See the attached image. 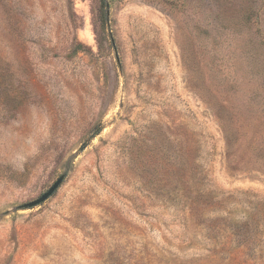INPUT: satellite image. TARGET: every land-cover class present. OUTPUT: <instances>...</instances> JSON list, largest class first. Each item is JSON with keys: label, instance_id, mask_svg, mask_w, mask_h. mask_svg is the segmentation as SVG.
<instances>
[{"label": "rangeland", "instance_id": "rangeland-1", "mask_svg": "<svg viewBox=\"0 0 264 264\" xmlns=\"http://www.w3.org/2000/svg\"><path fill=\"white\" fill-rule=\"evenodd\" d=\"M0 264H264V0H0Z\"/></svg>", "mask_w": 264, "mask_h": 264}, {"label": "water", "instance_id": "water-1", "mask_svg": "<svg viewBox=\"0 0 264 264\" xmlns=\"http://www.w3.org/2000/svg\"><path fill=\"white\" fill-rule=\"evenodd\" d=\"M65 178V175L59 176V178L53 183V185L42 195H40L37 199L28 202L27 204H23L19 206V210H24V209H31L36 206H39L43 204L45 201H47L50 197L54 195V193L57 191V189L60 187L62 184L63 180Z\"/></svg>", "mask_w": 264, "mask_h": 264}, {"label": "trees", "instance_id": "trees-1", "mask_svg": "<svg viewBox=\"0 0 264 264\" xmlns=\"http://www.w3.org/2000/svg\"><path fill=\"white\" fill-rule=\"evenodd\" d=\"M104 0H101V2H103Z\"/></svg>", "mask_w": 264, "mask_h": 264}]
</instances>
